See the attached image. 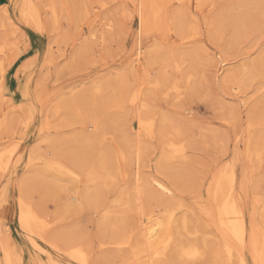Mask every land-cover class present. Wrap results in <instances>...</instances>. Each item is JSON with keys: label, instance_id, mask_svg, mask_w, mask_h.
<instances>
[{"label": "rangeland", "instance_id": "rangeland-1", "mask_svg": "<svg viewBox=\"0 0 264 264\" xmlns=\"http://www.w3.org/2000/svg\"><path fill=\"white\" fill-rule=\"evenodd\" d=\"M28 1L0 0V37L8 36L9 43L13 41L15 46H19V53L14 56L6 74L5 97L0 102V113L7 111L5 113L8 115L7 126L0 131V150H6L14 140L18 143L9 166L0 170V251L2 243L7 242L12 253V264H80L71 259L65 251L51 249L46 242L39 241L34 244L33 240L19 229L17 225L19 181L42 171L41 165H32L28 162V155L32 150L34 153L50 156L52 151L44 141L45 137L66 139L91 129L88 121L89 116H93V112L96 113L95 109L94 111L93 108L88 109V115L85 119L82 118L84 121L81 119L80 123L61 126L58 124L60 119L68 118V113L62 109L58 117L52 116L49 113V106L52 104L51 106L59 107L57 102L62 96H78L81 101L89 94L87 97L90 98L92 93L90 86L93 82L95 83L96 80L101 82L113 76L121 68L129 66L136 39V0H114L106 6L104 14L99 13L104 18L105 16L109 18L107 21L109 26L102 28V25H95L98 29L96 41L88 38L89 24L87 22L95 12H98L96 2L102 0L67 1V9L62 10V21L66 18V21L62 23L65 42L63 45L60 43L59 48L53 42L54 32L38 31L36 27L27 24V21L19 14L22 4ZM253 1L213 0L212 8L200 9L199 13L195 14L199 35L196 42L193 41L187 47L195 49L203 45L208 48L211 59L205 67L204 82L193 93L185 90L180 99L165 100L157 96L152 102L156 111L167 114L172 118L173 123L175 122L183 130L181 137L186 145V161L183 164L177 161L169 162L164 165V171L158 170L156 163L160 148L159 142L154 140L152 149L143 154L144 172L175 181L174 194L166 197L161 204L179 202L181 208L176 212V225L182 242L193 241L201 250L206 249L205 257L192 264H221V262H214L212 258V252L221 236L214 219L207 215L211 202L206 187L212 174L218 170L227 172L230 166L235 167L236 171V184L232 192L235 204L245 214L247 225L249 227L253 225L260 233L264 246V222L261 218V206L264 203V149L259 146L264 142V86H261L259 77L251 80L244 89H234L230 81L226 87L220 86L223 71L225 73L232 70L231 72L239 77L241 65L249 64L263 55L262 52L264 53V19L262 21L260 18L264 13V5H262L264 0H255L260 4ZM48 2V0H41L40 4L41 16L45 18L44 20L47 18L45 16ZM249 4L253 5L252 8H256L254 9L256 12L249 11L253 19H248L246 22V29L243 31L246 34H242L243 36L238 39H232L231 21L225 19L228 16V19L233 18L240 10L242 13L248 12ZM73 5H75L74 8ZM176 7L173 4L167 6V13L170 14ZM219 16L223 17L220 19L224 22H221L223 26L220 27L222 38L217 41L218 39L209 34L208 28L211 26L207 27L206 23L208 20L211 23ZM259 19L262 22L258 21ZM2 23L3 26H1ZM47 28H50L49 23ZM101 37L105 40L101 41ZM153 40L154 36H146L143 46L147 47ZM83 42H87L86 46L87 44L90 46L88 47L90 50L85 52L86 55L79 60L70 58L75 48ZM219 59L223 60L220 68ZM262 62L260 65L264 73V61ZM218 69H220L219 72ZM235 70L240 71L236 73ZM96 97L98 95L93 99L96 100ZM132 113L129 109L126 115L128 120L131 119ZM255 115H258L257 119ZM231 116L236 117L234 123L227 121ZM17 120L25 121L27 125L23 129L21 135L23 137H19L21 139L14 135L18 125ZM251 124L255 125L252 127ZM75 133L77 134L73 135ZM247 138L251 141L253 151L256 146L257 149L260 147V156L251 159L244 156L243 144ZM257 143L259 145H256ZM226 162L228 164L225 165ZM115 182L102 191L103 201L97 209L87 207L80 209L74 205L71 195L72 187L76 183L69 182L67 179L62 181L63 191L59 189L52 195H47L48 193H45L41 185L39 187L32 183L36 187L32 184L29 185L31 187L28 186L30 189L28 196L37 208L42 209L44 205L47 206L46 211L48 210L52 219L58 220L55 225L53 224V230L58 232L61 229L62 232L68 228L69 231L73 230L77 233L79 241L85 240L84 247L87 252L89 251L88 255L90 254V262L87 264H96L94 261L97 257L105 259L106 264H133L130 248H119L115 244L108 243V232L98 228L105 210L111 212L120 210L118 215H124L120 216L121 218H126L128 214V205L118 209L113 202L116 195L126 187L123 181ZM76 185L80 191L92 190L94 187L91 188L92 185H86L83 182ZM184 185L185 188H183ZM129 203L133 205V201ZM106 206L107 209H105ZM183 219L186 221V229L182 228ZM253 254L248 245L244 247V256L248 264H258ZM181 262L177 260L171 263L167 259L164 264H184ZM2 263L4 260L0 254V264Z\"/></svg>", "mask_w": 264, "mask_h": 264}, {"label": "bare ground", "instance_id": "bare-ground-1", "mask_svg": "<svg viewBox=\"0 0 264 264\" xmlns=\"http://www.w3.org/2000/svg\"><path fill=\"white\" fill-rule=\"evenodd\" d=\"M48 1L46 20L41 16V0H29L23 3L19 14L27 21V24L36 27L38 31L54 32V39H52L59 48V44L63 45L65 42L62 23L66 21V18L62 21V10L67 9L66 4L69 0ZM113 1L96 2L98 12H95L87 22L89 24L88 38L93 40L98 38L96 24L102 25V28L109 26V22H107L109 18L105 15L104 18L99 13L104 14L106 6ZM172 4L177 7L168 14L166 8ZM250 4L247 5L250 6L248 12L242 13L239 9L240 11L234 13L233 18L228 19V16L225 19L231 21L232 39H238L243 36L242 34H246L243 32L246 29V22L253 17L249 11L256 12L254 10L256 8H252L254 4ZM211 5H213V0H136V39L129 66L121 68L109 78L106 76L107 78L105 77L106 79L101 82L97 80L95 83L93 82L90 86V91L92 90L90 98H88V93V97L83 96L84 99L81 101L78 96H62L57 102L59 107L51 106L52 104L51 107L49 106V113L52 116L58 117L62 109L68 113V118L60 119L62 123L60 124V121L58 124L61 126L80 123V120L85 119L88 115V109L93 108L96 113L93 112V116H89L88 122L91 127L90 130L88 129L89 131L84 130L78 135L75 133L73 135L76 136L67 137L68 139L45 137L44 141L52 151L50 156L29 151L28 162L32 165L39 164L43 169L41 172L31 174L32 176L19 181L17 225L30 240H33V243L43 241L48 243L51 249L65 251L67 255L71 256V259L73 258L80 264L90 262L89 251L87 252L84 247L85 240L79 241L77 233L73 230L69 231L68 228L62 232L61 229L58 232L53 230V224L55 225L58 220L52 219L48 210L46 211L47 206L44 205L42 209L41 207L39 209L30 201L28 196L30 184L41 185L45 193H48L47 195H52L59 189L63 191L62 181L64 179L76 184L83 182L86 185H92L91 188L94 186L92 190L80 191L75 184L72 187L71 199L74 205L80 209L82 207L97 209L103 201L102 191L108 189L115 181L120 180L125 183L126 187L116 195V198L114 197L113 202L118 209L128 205V214L126 218H121L124 215H120L121 217L118 215L120 210L112 211L113 213L105 210L98 228L108 232V243L115 244L119 248L129 247L133 264H164L167 259L171 263L180 260L184 264L185 262L192 264V262L205 257L206 249L201 250L196 242L183 243L181 240L182 237L176 225V212L181 208V204L179 202L161 204L166 197L174 194L175 181L172 182L159 175H149L146 171L144 172L143 154L152 149V143L156 140L159 142L160 148V155L156 163L158 170L164 171V165L169 162L177 161L183 164L186 161V145L181 137L183 130L175 122L173 123L172 118L167 114L156 111L152 102L157 96H161L165 100L180 99L185 90L193 93L204 82L205 67L211 59L208 48L201 45L190 49L187 46L199 35L195 14L199 13L202 7L212 8ZM262 5L264 4L262 3ZM80 14L82 15V13ZM220 18L223 19L219 16L211 23L209 20L208 22L204 21L207 22V27L211 26L208 28V32L218 39L217 41L222 38L221 28L223 25L221 22L223 20ZM260 18L263 21L264 13ZM48 23L50 24L49 29L47 28ZM3 25L2 23L1 26ZM146 36H154V40L144 47ZM7 38L8 36L0 37V102L5 97L6 74L14 56L19 53V46H15L13 41L9 43ZM104 40L105 38L101 37V41ZM86 43L83 42L75 48L70 58L79 60L83 55H86L85 52L90 47L88 44L86 46ZM261 54L264 55L263 52ZM263 55L249 64L241 65V71L238 70L240 71L239 77L232 73V70L225 71V73L221 71L223 75L220 77V83H222L220 86L226 87L230 81L233 83L234 89H244L256 77L260 78V84L264 86V73L261 69L262 65H260L263 63L262 60L264 61ZM218 62L220 68L223 60L219 59ZM96 95L98 97L94 100L93 97ZM129 109L133 112L132 120L126 118ZM5 112L0 113V131L7 126L8 115ZM255 116L254 120L258 115L256 119ZM235 118V116H231L227 121L234 123ZM84 119L82 120L84 121ZM17 122L14 135L16 134L17 138L23 137L21 135L27 125L25 121L17 120ZM17 145V141L14 140L6 150H0V170L9 166ZM259 146L264 149V142ZM243 148L244 156L247 159L260 156L261 151L257 149V146L254 151L251 149L249 138L245 140ZM234 168L230 166L227 172L218 170L212 174L206 187L211 202L207 209V215L212 216L221 236L216 248H212L214 249L212 258L214 262H221V264H248L244 256V247L248 245L254 253L256 262L264 264V246L261 235L253 225L250 227L247 225L245 214L237 208L232 196L236 184ZM34 184L32 185L34 186ZM129 199L133 201V205L132 203L128 204ZM261 209V218L264 222V203ZM181 224L182 228L186 229L185 219L181 221ZM81 239L83 238L81 237ZM102 241L104 243L103 239ZM0 252L4 260L2 264H12V253L7 242L2 243ZM94 262L106 264L105 259L100 257H97Z\"/></svg>", "mask_w": 264, "mask_h": 264}]
</instances>
